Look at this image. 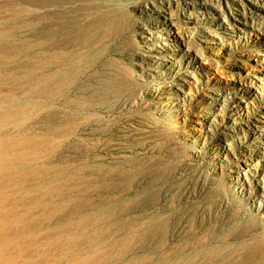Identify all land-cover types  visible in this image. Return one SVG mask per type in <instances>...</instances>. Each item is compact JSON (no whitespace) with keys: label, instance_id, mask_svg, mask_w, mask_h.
<instances>
[{"label":"rangeland","instance_id":"rangeland-1","mask_svg":"<svg viewBox=\"0 0 264 264\" xmlns=\"http://www.w3.org/2000/svg\"><path fill=\"white\" fill-rule=\"evenodd\" d=\"M194 2L0 0V264H264V0Z\"/></svg>","mask_w":264,"mask_h":264},{"label":"bare ground","instance_id":"bare-ground-1","mask_svg":"<svg viewBox=\"0 0 264 264\" xmlns=\"http://www.w3.org/2000/svg\"><path fill=\"white\" fill-rule=\"evenodd\" d=\"M188 2H190L189 4H194L195 2H194V0H188ZM147 6H149V4L147 5ZM152 6L154 7V9H155V11L157 10V6L155 5V4H152ZM159 7V6H158ZM149 9V10H148ZM145 12L146 13H148V12H151V14H153L154 12H153V10H151L149 7L147 8V10L145 9ZM248 32V31H247ZM191 49H190V47L189 46H187L186 45V49H183L182 50V52L181 53H183V54H185L186 52H187V54H188V52L190 51ZM153 51V50H152ZM162 51H165V49H163ZM157 56H155V57H153V58H155V59H157V60H162L164 57H163V55L164 54H158L157 52H154ZM191 55V54H190ZM143 57H145V56H143ZM194 58V60H195V57H193ZM158 74V72L157 71H155L152 75H151V77L152 78H154L155 77V75H157ZM192 77V76H191ZM196 80V79H195ZM179 82H184V81H179ZM186 82V81H185ZM187 83H189L188 82V80H187ZM183 84L182 83H178L177 84V86L176 87H178V88H181V90L183 89V86H182ZM175 93H178V89H177V91L175 92ZM176 97H177V100L179 99L178 97H180V95H176ZM212 100H214V101H218V99H216V98H211ZM15 109V108H14ZM17 111V110H16ZM9 145V144H8ZM16 146V145H15ZM33 147V146H32ZM7 149V148H6ZM6 158V157H5ZM8 159H9V157H8ZM8 166V165H7ZM5 169V168H4ZM13 169H15V168H13ZM11 170V169H10ZM5 172V171H4ZM4 174V173H3ZM3 180V179H2ZM21 183H19V185H20ZM14 185V184H13ZM24 187V186H23ZM8 189H10V188H8ZM7 189V190H8ZM3 190V189H2ZM9 191V190H8ZM30 191V190H29ZM1 192H4V191H1ZM32 194V193H31ZM34 194V193H33ZM1 195V194H0ZM3 195V194H2ZM8 202V201H7ZM8 206V205H7ZM12 206V205H11ZM6 208V207H5ZM18 209V208H17ZM16 209V210H17ZM45 209V208H44ZM33 210V209H32ZM4 211V210H3ZM12 211V210H11ZM28 212V211H27ZM6 215V214H5ZM9 215V214H8ZM16 215V214H15ZM32 216H33V214H32ZM1 218V217H0ZM15 218V217H14ZM47 218V217H46ZM51 218V217H50ZM4 220V219H3ZM19 220V219H18ZM28 220V219H27ZM6 221V220H5ZM5 223V222H4ZM25 224V223H24ZM17 226V225H16ZM14 228V227H13ZM1 229V228H0ZM26 229V228H25ZM62 229H63V227H62ZM18 230V229H17ZM1 232V231H0ZM9 232V231H8ZM25 234V233H24ZM4 235V234H3ZM2 235V236H3ZM15 235V234H14ZM19 235V234H18ZM1 237V236H0ZM11 238V237H10ZM7 239V238H6ZM16 239V238H15ZM17 242V241H16ZM26 242V241H25ZM12 243V242H11ZM3 245V244H2ZM4 249H6V248H4ZM5 251V250H4ZM6 252V251H5ZM9 253V252H8ZM18 254V253H17ZM16 255V254H15ZM6 256V255H5ZM17 257H18V255H17ZM36 258V257H35ZM34 261V260H33ZM20 262V261H19ZM34 263V262H33Z\"/></svg>","mask_w":264,"mask_h":264}]
</instances>
